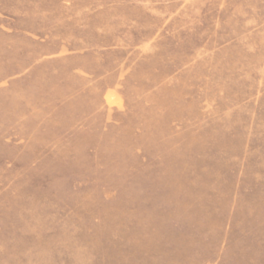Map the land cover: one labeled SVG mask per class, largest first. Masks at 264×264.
<instances>
[{"label":"rangeland","instance_id":"1","mask_svg":"<svg viewBox=\"0 0 264 264\" xmlns=\"http://www.w3.org/2000/svg\"><path fill=\"white\" fill-rule=\"evenodd\" d=\"M0 264H264V0H0Z\"/></svg>","mask_w":264,"mask_h":264}]
</instances>
